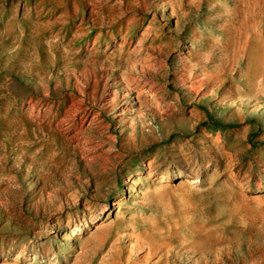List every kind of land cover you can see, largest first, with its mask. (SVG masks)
<instances>
[{"label": "rangeland", "instance_id": "1", "mask_svg": "<svg viewBox=\"0 0 264 264\" xmlns=\"http://www.w3.org/2000/svg\"><path fill=\"white\" fill-rule=\"evenodd\" d=\"M0 264H264V0H0Z\"/></svg>", "mask_w": 264, "mask_h": 264}]
</instances>
